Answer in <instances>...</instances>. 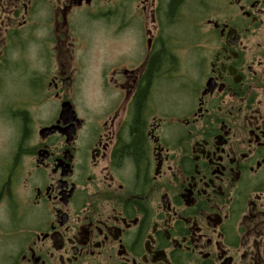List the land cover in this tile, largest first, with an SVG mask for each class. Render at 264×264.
Instances as JSON below:
<instances>
[{
    "label": "flooded vegetation",
    "instance_id": "flooded-vegetation-1",
    "mask_svg": "<svg viewBox=\"0 0 264 264\" xmlns=\"http://www.w3.org/2000/svg\"><path fill=\"white\" fill-rule=\"evenodd\" d=\"M169 3L0 0V264H264V0Z\"/></svg>",
    "mask_w": 264,
    "mask_h": 264
},
{
    "label": "rangeland",
    "instance_id": "rangeland-1",
    "mask_svg": "<svg viewBox=\"0 0 264 264\" xmlns=\"http://www.w3.org/2000/svg\"><path fill=\"white\" fill-rule=\"evenodd\" d=\"M188 5L186 7V10L184 13H180L176 19L175 22L173 23V25L171 26H165L167 28L166 32L169 35H173V36H178L182 41V42H190L192 44V49L190 51H186L183 53H180V55L182 56V67L181 69H186L187 70V74L186 72H184L183 74H185L188 77V74H191L192 71V67H186L187 63H198V61L201 60L204 52L203 49L199 46L200 44V36H199V32H198V28L196 25H193V20L192 17H195L197 15H199V13L203 10L204 8V0H186ZM189 17V18H188ZM133 21H132V25H133ZM133 31V29H132ZM177 34V35H176ZM170 37V36H169ZM130 42L132 44H135L136 42H138L137 38L135 35H132L130 37ZM88 59V57H87ZM93 72L92 67L87 68V73L86 76H91ZM86 90H90L89 88H85ZM3 147V142L0 139V154H1V148ZM0 171H1V166H0ZM0 176L2 177L1 173Z\"/></svg>",
    "mask_w": 264,
    "mask_h": 264
},
{
    "label": "trees",
    "instance_id": "trees-1",
    "mask_svg": "<svg viewBox=\"0 0 264 264\" xmlns=\"http://www.w3.org/2000/svg\"><path fill=\"white\" fill-rule=\"evenodd\" d=\"M181 0H170L169 12H172Z\"/></svg>",
    "mask_w": 264,
    "mask_h": 264
},
{
    "label": "bare ground",
    "instance_id": "bare-ground-1",
    "mask_svg": "<svg viewBox=\"0 0 264 264\" xmlns=\"http://www.w3.org/2000/svg\"><path fill=\"white\" fill-rule=\"evenodd\" d=\"M185 1V5L187 4V1L186 0H181L180 2H179V4L181 5L182 4V2H184ZM186 6H188V5H186Z\"/></svg>",
    "mask_w": 264,
    "mask_h": 264
},
{
    "label": "water",
    "instance_id": "water-1",
    "mask_svg": "<svg viewBox=\"0 0 264 264\" xmlns=\"http://www.w3.org/2000/svg\"><path fill=\"white\" fill-rule=\"evenodd\" d=\"M68 111L70 112V110L68 109Z\"/></svg>",
    "mask_w": 264,
    "mask_h": 264
}]
</instances>
